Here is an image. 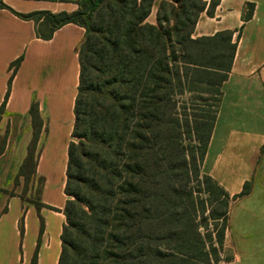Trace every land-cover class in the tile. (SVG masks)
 <instances>
[{
	"label": "trees",
	"instance_id": "1",
	"mask_svg": "<svg viewBox=\"0 0 264 264\" xmlns=\"http://www.w3.org/2000/svg\"><path fill=\"white\" fill-rule=\"evenodd\" d=\"M218 2L211 1L209 14ZM74 3L73 12L12 10L34 21L44 40L67 24L85 29L58 264L230 261L221 257L231 197L201 167L235 56L233 32L193 37L204 0H163L154 24L147 21L154 0ZM252 12L249 4L244 21ZM20 63L11 64L9 85ZM186 93L211 94L215 104L180 112L175 98ZM29 113L32 139L16 184L33 179L45 126L37 101ZM249 191L248 183L238 196Z\"/></svg>",
	"mask_w": 264,
	"mask_h": 264
},
{
	"label": "crops",
	"instance_id": "2",
	"mask_svg": "<svg viewBox=\"0 0 264 264\" xmlns=\"http://www.w3.org/2000/svg\"><path fill=\"white\" fill-rule=\"evenodd\" d=\"M77 0H1L0 7V264H58L68 146L75 123L79 47L85 29L67 24L52 38L41 39L36 24L12 12H73ZM163 0H154L147 21L156 23ZM194 38L232 31L235 56L221 86V102L203 162L204 173L230 195L224 264H264V0H204ZM252 16L244 21L248 5ZM21 59L11 84V64ZM39 103L45 126L36 153V169L29 193H38L44 205L37 209L20 197L23 178H16L32 139L30 107ZM214 165L207 172L208 160ZM224 170V172L221 171ZM42 181L40 182V180ZM247 195L239 197L246 184ZM14 193L11 195V193ZM54 208V209H52ZM56 209V210H55ZM43 222V223H41ZM43 224V229H41Z\"/></svg>",
	"mask_w": 264,
	"mask_h": 264
},
{
	"label": "rangeland",
	"instance_id": "3",
	"mask_svg": "<svg viewBox=\"0 0 264 264\" xmlns=\"http://www.w3.org/2000/svg\"><path fill=\"white\" fill-rule=\"evenodd\" d=\"M1 2V0H0ZM78 7V6H77ZM216 96H213L211 94H201V93H186L183 95H178L175 100L177 102V106L180 112L184 111V107H192V106H197L198 108L201 109H207L209 106H213L215 104L214 99ZM213 108V107H212ZM0 145H1V140H0ZM1 147V146H0ZM39 150V144L36 150V153ZM214 165V161H212V158L208 160L206 170L207 172L211 170V168ZM202 172L204 173L203 166L201 167ZM222 172H224L223 169H221ZM31 182H25L24 179L22 180V186L19 188L20 194L25 198V199H32V200H38V193H29L26 191V188L30 187ZM18 184V183H17ZM230 257V254L228 252H225L222 254V260H225L226 258ZM220 264H224V262H221Z\"/></svg>",
	"mask_w": 264,
	"mask_h": 264
}]
</instances>
